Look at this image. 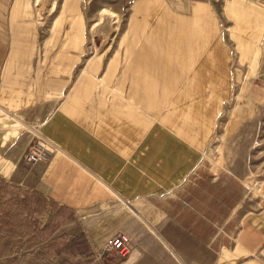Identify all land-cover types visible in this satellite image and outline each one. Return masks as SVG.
I'll list each match as a JSON object with an SVG mask.
<instances>
[{
	"label": "crops",
	"instance_id": "crops-1",
	"mask_svg": "<svg viewBox=\"0 0 264 264\" xmlns=\"http://www.w3.org/2000/svg\"><path fill=\"white\" fill-rule=\"evenodd\" d=\"M82 2L66 15L78 21L70 29L62 0L41 41L27 3L0 0V175L58 207L98 212L95 225L108 222L117 200L134 203L157 233L137 236L140 249L121 264H188L164 227L179 223L176 193L207 158L235 98L230 44L206 0H134L112 51L88 56ZM77 31L81 42L67 48L66 33ZM38 136L54 153L28 164ZM227 234L232 247L212 249L214 264H264V177ZM105 235L95 230L91 240Z\"/></svg>",
	"mask_w": 264,
	"mask_h": 264
},
{
	"label": "rangeland",
	"instance_id": "rangeland-1",
	"mask_svg": "<svg viewBox=\"0 0 264 264\" xmlns=\"http://www.w3.org/2000/svg\"><path fill=\"white\" fill-rule=\"evenodd\" d=\"M23 1L31 10V22L39 28V39L45 40L56 18V8L62 0ZM133 1L83 0L81 7L86 19L85 48L88 56L105 53L111 44L108 52L112 51ZM206 1L218 15L224 38L233 52L235 71L240 82L235 81V98L226 105L220 117L218 139L209 146L207 158L191 171L176 193L174 213L179 223L164 227V235L181 251L188 264H214L217 258L212 249L232 247L227 228L247 209L249 189L259 184L264 177V0ZM76 7V0H64V22L70 24V29L78 21L74 17L67 19L66 15L74 13ZM54 27H60V23H55ZM79 35L81 33L78 34V31L67 32L66 47L72 48L80 43ZM238 39L239 46L235 43ZM7 119L6 124H13L15 129L14 118ZM238 122L240 127L236 126ZM22 123L27 127L20 124V128L31 129L27 122ZM8 132L5 137L10 138ZM223 133L224 139L219 137ZM133 206L142 215L134 203ZM240 206L242 208L239 210ZM59 208H48L41 219L43 227L51 220V227H58L51 238L46 239L49 232L40 233L0 264H74L68 257L59 255L57 250L60 245L78 235H84L90 243L97 263L121 264L122 256L105 251V242L118 234L130 235L132 250H138L142 241L137 236L153 232L121 200L107 209L112 213L107 217L108 222L97 225L95 222H100V219L95 220L98 212L78 214L67 209L59 211ZM74 228L84 232L76 234ZM95 230L106 233L103 242L91 240ZM150 236L152 238H146V241L155 247L153 240H158L154 235ZM160 244L166 247L164 243Z\"/></svg>",
	"mask_w": 264,
	"mask_h": 264
},
{
	"label": "trees",
	"instance_id": "trees-1",
	"mask_svg": "<svg viewBox=\"0 0 264 264\" xmlns=\"http://www.w3.org/2000/svg\"><path fill=\"white\" fill-rule=\"evenodd\" d=\"M53 206L56 205L43 194L13 184L0 175V263L14 256L29 239L49 232L48 240L58 231V227H51L52 220L44 227L41 223L46 210ZM59 209L66 211L65 208ZM57 252L74 264H99L84 235L60 245Z\"/></svg>",
	"mask_w": 264,
	"mask_h": 264
},
{
	"label": "built area",
	"instance_id": "built-area-1",
	"mask_svg": "<svg viewBox=\"0 0 264 264\" xmlns=\"http://www.w3.org/2000/svg\"><path fill=\"white\" fill-rule=\"evenodd\" d=\"M39 137L36 138V141L26 152L25 160L28 164H36L37 162L48 160L54 153L53 149ZM104 249L109 253H119L122 258H126L133 251L131 238L125 234L112 236L105 242Z\"/></svg>",
	"mask_w": 264,
	"mask_h": 264
},
{
	"label": "water",
	"instance_id": "water-1",
	"mask_svg": "<svg viewBox=\"0 0 264 264\" xmlns=\"http://www.w3.org/2000/svg\"><path fill=\"white\" fill-rule=\"evenodd\" d=\"M11 115V114H10ZM128 203V205H129V207L136 213V214H138L141 218H142V220L154 231V232H156V230L153 228V226L152 225H150L148 222H147V220L145 219V218H143L140 214H139V212L133 207V205L131 204V203H129V202H127ZM157 233V232H156Z\"/></svg>",
	"mask_w": 264,
	"mask_h": 264
},
{
	"label": "bare ground",
	"instance_id": "bare-ground-1",
	"mask_svg": "<svg viewBox=\"0 0 264 264\" xmlns=\"http://www.w3.org/2000/svg\"><path fill=\"white\" fill-rule=\"evenodd\" d=\"M7 139V137H5Z\"/></svg>",
	"mask_w": 264,
	"mask_h": 264
}]
</instances>
